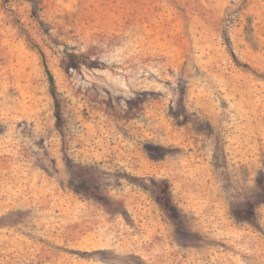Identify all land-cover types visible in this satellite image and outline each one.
Here are the masks:
<instances>
[{
	"label": "rangeland",
	"instance_id": "374dc122",
	"mask_svg": "<svg viewBox=\"0 0 264 264\" xmlns=\"http://www.w3.org/2000/svg\"><path fill=\"white\" fill-rule=\"evenodd\" d=\"M0 264H264V0H0Z\"/></svg>",
	"mask_w": 264,
	"mask_h": 264
},
{
	"label": "trees",
	"instance_id": "16d2710c",
	"mask_svg": "<svg viewBox=\"0 0 264 264\" xmlns=\"http://www.w3.org/2000/svg\"><path fill=\"white\" fill-rule=\"evenodd\" d=\"M70 56H71V58H74L75 57V54H71ZM44 65H45V69H46L47 74H48L49 89H50L51 93H53L54 92V88H55L54 79H53L52 75L50 74L49 70L47 69V66H46L45 63H44ZM57 107H59V106L57 105Z\"/></svg>",
	"mask_w": 264,
	"mask_h": 264
}]
</instances>
